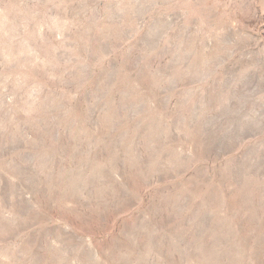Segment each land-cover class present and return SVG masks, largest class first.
Returning a JSON list of instances; mask_svg holds the SVG:
<instances>
[{
  "label": "rangeland",
  "instance_id": "rangeland-1",
  "mask_svg": "<svg viewBox=\"0 0 264 264\" xmlns=\"http://www.w3.org/2000/svg\"><path fill=\"white\" fill-rule=\"evenodd\" d=\"M0 264H264V0H0Z\"/></svg>",
  "mask_w": 264,
  "mask_h": 264
}]
</instances>
